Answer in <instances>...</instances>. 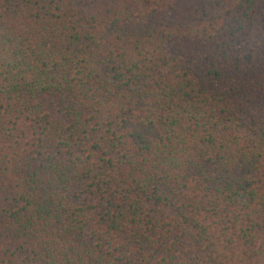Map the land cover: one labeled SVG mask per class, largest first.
I'll return each mask as SVG.
<instances>
[{"label":"trees","instance_id":"obj_1","mask_svg":"<svg viewBox=\"0 0 264 264\" xmlns=\"http://www.w3.org/2000/svg\"><path fill=\"white\" fill-rule=\"evenodd\" d=\"M0 264H264V0H0Z\"/></svg>","mask_w":264,"mask_h":264}]
</instances>
